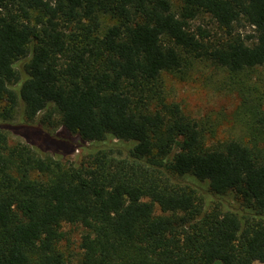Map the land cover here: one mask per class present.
<instances>
[{"label": "trees", "instance_id": "1", "mask_svg": "<svg viewBox=\"0 0 264 264\" xmlns=\"http://www.w3.org/2000/svg\"><path fill=\"white\" fill-rule=\"evenodd\" d=\"M195 59L264 66V0H0V264H69L65 224L75 264H264L258 133L215 140L164 90Z\"/></svg>", "mask_w": 264, "mask_h": 264}, {"label": "rangeland", "instance_id": "2", "mask_svg": "<svg viewBox=\"0 0 264 264\" xmlns=\"http://www.w3.org/2000/svg\"><path fill=\"white\" fill-rule=\"evenodd\" d=\"M175 8L179 3L174 2ZM111 23L108 18L104 20ZM194 26L201 25L208 29L214 41L223 37V28L207 13H200L193 21ZM235 28L243 35L253 33L249 24H235ZM164 90L168 99L177 102L183 112L197 120L201 126L207 127L209 136L215 140L238 138L247 140L255 131L262 140L264 147V117L262 124L251 117L250 104L243 105V100L248 98L251 103L257 102L261 95L264 100V66L246 70L239 74H232L208 60L195 59L181 70L169 72L164 75ZM262 108V106H261ZM55 127L51 131L57 132L61 113L54 106L51 107ZM19 115V114H18ZM264 116V107L262 109ZM10 146L29 147L26 139L15 132L9 133ZM54 158H60L63 163L68 161L79 162L84 157V150H76L72 155L61 157L51 152H45ZM231 203L239 207V201ZM65 237L60 243V248L65 253L69 264H75L81 257V236L85 229L81 225L65 224ZM214 264H221L216 261ZM256 264H263L256 262Z\"/></svg>", "mask_w": 264, "mask_h": 264}]
</instances>
